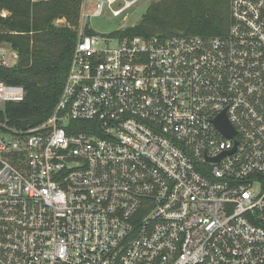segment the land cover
<instances>
[{
    "label": "built area",
    "instance_id": "2783aa9c",
    "mask_svg": "<svg viewBox=\"0 0 264 264\" xmlns=\"http://www.w3.org/2000/svg\"><path fill=\"white\" fill-rule=\"evenodd\" d=\"M92 1L86 19L129 6ZM230 16L216 36L80 32L52 115L0 121V264H264V0ZM24 96L0 81V108Z\"/></svg>",
    "mask_w": 264,
    "mask_h": 264
},
{
    "label": "trees",
    "instance_id": "16d2710c",
    "mask_svg": "<svg viewBox=\"0 0 264 264\" xmlns=\"http://www.w3.org/2000/svg\"><path fill=\"white\" fill-rule=\"evenodd\" d=\"M82 0H0V45L19 55L12 67L0 65V81L23 86L21 101L0 108V121L27 129L48 119L63 91L79 33ZM231 0H160L150 4L133 26L112 32L118 37L174 34L216 36L229 31ZM9 12L7 16L2 11ZM68 24L57 26L56 18ZM96 33L88 26L85 34Z\"/></svg>",
    "mask_w": 264,
    "mask_h": 264
},
{
    "label": "rangeland",
    "instance_id": "374dc122",
    "mask_svg": "<svg viewBox=\"0 0 264 264\" xmlns=\"http://www.w3.org/2000/svg\"><path fill=\"white\" fill-rule=\"evenodd\" d=\"M31 3H37L40 1H32L29 0ZM44 1V0H42ZM47 1V0H45ZM160 0H123L120 4L117 6H114V8H121L126 5V3H129V6H127L123 12L116 16L113 15V12L108 7H105L104 12L100 16H94V17H88L86 19L85 14H89V12L93 8V1L92 0H82L81 1V11H80V18H79V24H78V33L80 35V32H85V29H81V25L87 21V26L91 29H93L95 32L99 34H105L108 35L114 31L122 30L126 27L135 25L143 15V13L146 11L148 6L150 4L159 2ZM9 14L8 11L3 10L2 13ZM4 16V14H2ZM6 15V16H7ZM53 23L57 26H63L64 24H68L66 19L64 17L56 18ZM111 45H115V42L109 43ZM8 46H11L8 44Z\"/></svg>",
    "mask_w": 264,
    "mask_h": 264
},
{
    "label": "water",
    "instance_id": "95a60500",
    "mask_svg": "<svg viewBox=\"0 0 264 264\" xmlns=\"http://www.w3.org/2000/svg\"><path fill=\"white\" fill-rule=\"evenodd\" d=\"M217 123H218V127L220 129H222L223 131H225L227 133V135H232L233 134L232 131L229 130L227 119L224 116L220 117V119L217 121Z\"/></svg>",
    "mask_w": 264,
    "mask_h": 264
},
{
    "label": "crops",
    "instance_id": "0c3cea01",
    "mask_svg": "<svg viewBox=\"0 0 264 264\" xmlns=\"http://www.w3.org/2000/svg\"><path fill=\"white\" fill-rule=\"evenodd\" d=\"M5 45H8V44H5Z\"/></svg>",
    "mask_w": 264,
    "mask_h": 264
}]
</instances>
